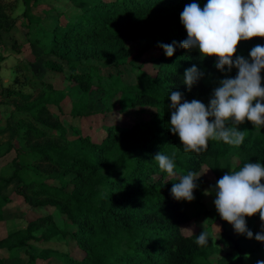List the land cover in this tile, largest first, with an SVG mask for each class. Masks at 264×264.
Instances as JSON below:
<instances>
[{
    "label": "trees",
    "instance_id": "trees-1",
    "mask_svg": "<svg viewBox=\"0 0 264 264\" xmlns=\"http://www.w3.org/2000/svg\"><path fill=\"white\" fill-rule=\"evenodd\" d=\"M25 1L38 4L41 0ZM192 2L203 8L207 0H89L74 11L48 12L51 23L46 26L50 41L46 64L84 91L72 110L73 119L91 115L85 98L94 88L103 92L105 114L112 111L110 105L117 97L122 107L151 111L147 119L130 123L113 122L109 115L102 125L104 134L94 138L84 135L76 125L51 126L42 120L41 114L64 97L52 84L42 81L54 90V96L32 99V94H21L23 104L14 106L12 116H19L17 132L26 146L18 148L15 171L11 175L0 173V222L6 220L5 207L12 203L5 192L16 182L15 189L26 200L56 206L63 223L59 225L51 216L43 218V223L30 222L1 238L0 250L12 253L28 248L31 240H48L52 235L49 230L55 227L79 249L77 255L62 253V264H211L217 245L232 247L240 253L239 261L243 260L241 241L229 230H223L217 240L209 237L206 245H197L198 234L183 231V226L196 219L190 204L176 200L171 192L189 172L198 176L196 181L205 172L212 174L215 189L225 173L237 171L247 162L264 165V126L257 128L245 120L237 126L244 132L243 144L237 147L209 140L207 150L199 154L185 152L178 134L169 130L171 90L207 107L219 80L238 74L235 67L230 73L221 72L215 67L218 57L203 56L198 49L176 47L168 57L158 47V42L179 43L187 38L180 15ZM132 41L144 42L146 50H159L152 71L138 64L140 55H134L129 47ZM256 45L264 46V37L240 41L233 59L243 56L251 62L250 50ZM193 65L204 70L205 76L189 91L184 73ZM261 77L264 86V69ZM0 122L4 127L11 125L9 118ZM229 126L234 125L229 122ZM30 137L37 141L58 138L64 143H31ZM160 151L169 156L175 153V175L159 168L154 156ZM235 157L239 164L234 167ZM31 161L51 165V175L38 182L32 180L30 175L37 171ZM253 216L264 224L259 213ZM49 254V250H39L38 255L31 254V261ZM0 264L10 263L0 256Z\"/></svg>",
    "mask_w": 264,
    "mask_h": 264
},
{
    "label": "rangeland",
    "instance_id": "rangeland-1",
    "mask_svg": "<svg viewBox=\"0 0 264 264\" xmlns=\"http://www.w3.org/2000/svg\"><path fill=\"white\" fill-rule=\"evenodd\" d=\"M88 1L41 0L35 4L33 1L27 3L25 0H0V119L9 118L11 123L7 127L0 124V173L11 175L15 171L17 165L14 159L19 154L18 148L25 149L26 146L17 132L16 123L19 116L17 118L12 116L14 106L23 104L21 94H32V99L54 96L53 89L42 85L43 80L64 93L58 105L52 104L45 114H41L42 120L51 126H56L58 123L67 126L76 125L84 135L89 134L98 138L104 134L102 125L108 122L109 115L113 122L130 123L148 118L150 108L122 107L119 97L111 103L112 111L105 114L101 100L103 92L97 88H94L85 98L86 111L91 112V115L79 119L71 117L75 103L84 91L76 82L65 79L61 71L52 69L46 64V59L49 58L47 50L50 45L46 26L51 23L48 12L74 11ZM129 47L134 55H140L138 64H142L145 70L152 71L159 50L157 48L146 50V44L139 41L129 42ZM210 98L211 96L208 102ZM1 130L4 132L1 133ZM47 140H52L57 145L64 143L58 138H38L37 141L35 137H30L31 143L44 144ZM238 164L239 159L235 157L234 167ZM31 165L37 172L32 173L30 178L37 182L49 177L53 170V167L45 162L31 161ZM201 177V180L194 181L198 184V187L193 190L194 200L191 202L181 200L190 204L191 214L196 217L183 226V231L199 235L205 230L210 234V238L217 240L223 230H229L235 239L241 241L245 250L242 261H239L240 253L237 250L217 245L218 251L212 254L211 264H220L222 261L226 264L225 258L235 264H256L258 260L264 261V242L254 238L256 233L264 231L261 227L262 223L254 216H246V226L253 232V238L236 233L233 225L223 220L215 207L214 176L205 172ZM15 186L16 182L5 192L11 197L12 203L5 207L6 220L0 222V239L27 227L30 222H46L43 218L47 216L53 217L59 225H62V215L56 206L30 202L15 189ZM42 199L46 200V198L40 200ZM206 211L209 213L206 214ZM49 233L52 235L48 240L41 242L31 240L28 248H20L12 253L0 250V256L6 257L10 264H62L60 262L62 253L71 252L73 255L79 253L76 243L64 237L55 227H52ZM42 249L50 251L49 257L39 258L32 263L31 254L38 255L39 250Z\"/></svg>",
    "mask_w": 264,
    "mask_h": 264
},
{
    "label": "clouds",
    "instance_id": "clouds-1",
    "mask_svg": "<svg viewBox=\"0 0 264 264\" xmlns=\"http://www.w3.org/2000/svg\"><path fill=\"white\" fill-rule=\"evenodd\" d=\"M180 21L186 29L187 38L171 44L158 42L168 57L176 47L198 49L203 56L218 57L215 67L230 73L233 67L238 74L219 80L208 106L197 99L189 102L184 93L171 90L169 108L172 110L169 130L178 134L185 152L197 154L206 151L209 140H219L233 146L243 144L244 132L238 125L245 120L254 127L264 126V86L261 70L264 69V46L256 45L250 50L251 62L236 56L238 43L253 37H264V0H207L201 8L197 2L185 5ZM227 66V68H225ZM205 76L196 65L185 70L184 84L190 91ZM183 99V102H181ZM210 118H213L210 120ZM229 122L234 126H229ZM154 159L161 170L175 175V153L171 156L158 152ZM198 176L189 172L173 185L171 192L176 200L193 201L194 183ZM264 165L260 162L245 163L239 170L225 173L215 185L214 204L220 217L233 225L238 234L253 238L246 226L245 217L259 213L264 221ZM264 230V224H262ZM207 231L196 236V244L209 242ZM255 240L264 242V231L255 234ZM264 264V261H256Z\"/></svg>",
    "mask_w": 264,
    "mask_h": 264
}]
</instances>
